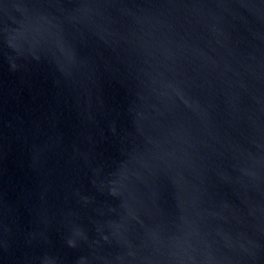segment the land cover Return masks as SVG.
<instances>
[{"label": "water", "instance_id": "water-1", "mask_svg": "<svg viewBox=\"0 0 264 264\" xmlns=\"http://www.w3.org/2000/svg\"><path fill=\"white\" fill-rule=\"evenodd\" d=\"M0 264H264V0H0Z\"/></svg>", "mask_w": 264, "mask_h": 264}]
</instances>
